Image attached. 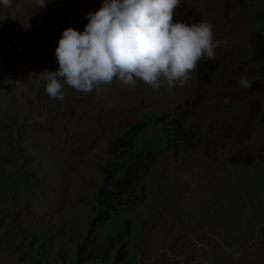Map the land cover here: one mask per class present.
I'll list each match as a JSON object with an SVG mask.
<instances>
[{"label":"rangeland","instance_id":"rangeland-1","mask_svg":"<svg viewBox=\"0 0 264 264\" xmlns=\"http://www.w3.org/2000/svg\"><path fill=\"white\" fill-rule=\"evenodd\" d=\"M102 3L0 5V264H101L77 259L93 235L103 264H264V78L251 43L264 35V0H181L227 41L206 78L197 65L183 86L114 80L50 98L36 73L58 70L63 30L83 32ZM178 121L190 142L169 151L161 136ZM135 125L156 164L140 166L133 209L93 228L110 144Z\"/></svg>","mask_w":264,"mask_h":264},{"label":"clouds","instance_id":"clouds-1","mask_svg":"<svg viewBox=\"0 0 264 264\" xmlns=\"http://www.w3.org/2000/svg\"><path fill=\"white\" fill-rule=\"evenodd\" d=\"M48 0H37L44 7ZM181 0H103L86 15L83 32L63 30L55 49L57 71L36 73L37 84L54 100L65 98V85L76 92H99L102 85L119 80L134 88L138 80L159 90L183 86L203 58L217 59L216 48L227 41L214 37L208 20L174 22ZM10 8L12 0H0ZM248 90L252 81L241 79ZM228 103L227 98H222Z\"/></svg>","mask_w":264,"mask_h":264},{"label":"trees","instance_id":"trees-1","mask_svg":"<svg viewBox=\"0 0 264 264\" xmlns=\"http://www.w3.org/2000/svg\"><path fill=\"white\" fill-rule=\"evenodd\" d=\"M175 11L174 16L178 15L186 23L201 21L198 13L193 8L185 7L184 4H180ZM251 43L252 61L255 65L256 73L264 78V35L256 32ZM213 62L215 61L212 59L200 62L197 68V77H208L217 67ZM174 128L173 131L172 128L166 129V134L164 133L161 136L165 140L164 147L169 151H175L178 148L175 138L178 137L185 145L183 148H187L190 142L189 132L181 126L180 121L176 122ZM140 131L137 125L132 126L130 130L114 138L110 144L109 159L103 168L102 184L97 190V215L92 224L93 228L95 224L107 223L114 216H119V214L132 210L136 205V201L143 195L144 186H141L140 183L142 179L140 166H148V170L152 169L156 164L157 156L150 154V151L145 152L146 148H148L146 145L138 148L135 136ZM192 140H195L194 136H192ZM260 159L264 161V156L260 157ZM108 240L109 238L104 242L106 243ZM97 243L98 239L93 235L91 240L78 248L77 259L79 263L92 261L103 264L107 261V258H105L106 252L95 250L93 247Z\"/></svg>","mask_w":264,"mask_h":264}]
</instances>
